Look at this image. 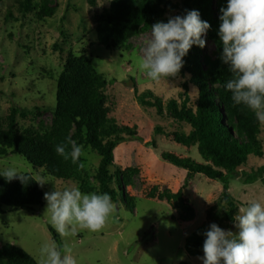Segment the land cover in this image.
Wrapping results in <instances>:
<instances>
[{
	"label": "rangeland",
	"instance_id": "rangeland-1",
	"mask_svg": "<svg viewBox=\"0 0 264 264\" xmlns=\"http://www.w3.org/2000/svg\"><path fill=\"white\" fill-rule=\"evenodd\" d=\"M180 5L181 0H171ZM57 6L51 19L38 20L33 13L22 14L21 0H0V122L11 107L27 112L17 117L19 129H39L51 123L55 106L56 80L64 70L69 55L88 58L101 76L96 98L101 127L98 142L103 146L118 140L114 161L109 168L117 190L115 175L126 169L137 170L130 176L125 192L133 197L135 210L129 213L120 197L113 202L115 209L105 225L97 230L76 228L75 235L62 238L49 220L43 206L29 211H5L0 214V246L10 244L27 252L38 264L41 246L53 242L48 228L55 230L61 246L72 250L77 264H202L203 250L197 257L189 256L186 238L200 226L218 224L223 229L238 231L234 223L223 220L225 205L222 186L202 175H189L160 158L170 153L181 159L207 164L196 145L184 147L163 135H155L160 127L164 133L187 136L190 125L170 115L172 104L178 108H194L197 90L188 76L153 80L141 68L142 48L150 39L151 28L142 25L127 28L119 39H110L107 46L98 42L96 27L99 16L108 9L111 0H52ZM182 16L180 9L168 11L161 22ZM203 51L212 56L214 45L206 37ZM262 157L249 156L238 171L246 174L264 168V125L258 135ZM149 144V145H148ZM84 160L92 192H99L95 180L100 157L84 149ZM13 168L21 175L30 174L38 182H46L44 194L78 186L74 180L62 181L34 168L19 155L0 158V172ZM157 194H172L182 190L193 206L195 218L179 220L180 209L165 199H149ZM229 193L239 209L251 201L264 203V175L262 181L243 184L240 179L229 181ZM214 216L208 220V214Z\"/></svg>",
	"mask_w": 264,
	"mask_h": 264
},
{
	"label": "trees",
	"instance_id": "trees-1",
	"mask_svg": "<svg viewBox=\"0 0 264 264\" xmlns=\"http://www.w3.org/2000/svg\"><path fill=\"white\" fill-rule=\"evenodd\" d=\"M91 7L94 0H88ZM227 0H181L180 5L171 0H111L108 9L99 16L96 27L98 42L107 46L110 39H119L127 28L142 25L145 29L161 22L168 11L180 9L182 16L190 10H198L201 19L210 24L206 39L214 45L213 55L204 53L203 48L193 46L184 57L181 74L190 79L196 88L197 96L194 108H178L172 104L170 115L174 119L190 125L187 136L177 133H164L160 127L155 128V135H163L184 147L196 145L198 153L207 162L199 164L190 159H181L170 153H161L160 158L189 175H202L216 181L222 186V199L225 205L223 220L232 224L237 214V207L229 193V181L240 179L243 184L262 181L264 168L246 174L238 171L244 166L249 156L262 157V147L258 140L260 122L254 112L244 105H234L231 93L225 84L233 78L220 59L222 44L218 36L220 25V8L226 6ZM57 6L52 0H21L22 14L33 13L38 20L51 19ZM101 76L85 56L69 55L64 70L56 80L55 106L51 123L47 127L19 129L16 119L26 118L27 112L11 107L7 117L0 122V158L19 155L32 167L42 169L57 180L79 182L84 193L92 192L89 185L84 160L80 157L76 164L71 159L65 160L55 152V145L66 144L71 150L70 141L83 145L84 149L100 157L95 180L100 193H108L113 202L120 197L125 209L133 214L135 204L133 197L125 192L131 175L137 170L126 169L117 173V190L111 188L113 176L109 168L114 161V152L118 140H110L106 146L98 142L101 120L96 98ZM149 145V144H148ZM19 179L6 181L0 177V214L5 211H29L44 204V191L32 175H22ZM157 194L155 189L148 194L149 199L175 203L180 209L179 220L190 222L195 218L193 206L184 197L182 190L172 194ZM208 220L214 216L208 214ZM208 226H200L185 240L184 249L191 257H197L203 250L205 237L203 233ZM52 240L60 244L58 233L48 228ZM0 264H37L24 250L5 244L0 246Z\"/></svg>",
	"mask_w": 264,
	"mask_h": 264
},
{
	"label": "clouds",
	"instance_id": "clouds-1",
	"mask_svg": "<svg viewBox=\"0 0 264 264\" xmlns=\"http://www.w3.org/2000/svg\"><path fill=\"white\" fill-rule=\"evenodd\" d=\"M218 36L222 44L220 59L233 78L225 84L234 105L252 110L264 125V0H227L220 8ZM210 24L201 19L198 10L183 16L170 17L167 22L151 26L150 39L142 48L141 68L153 80L177 76L184 67V57L195 45L205 46ZM55 145L57 155L76 164L83 156L84 146L70 141ZM6 181L26 179L13 168L0 172ZM43 186L46 182H38ZM45 213L62 238L76 234V228L97 231L115 209L108 193H84L78 186L46 192ZM238 231L223 229L212 223L203 233L202 264H264V203L251 201L239 209L234 218ZM66 244L45 242L38 264H77Z\"/></svg>",
	"mask_w": 264,
	"mask_h": 264
}]
</instances>
